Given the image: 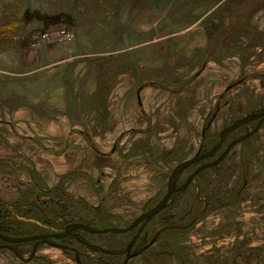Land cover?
Here are the masks:
<instances>
[{"label":"rangeland","instance_id":"1","mask_svg":"<svg viewBox=\"0 0 264 264\" xmlns=\"http://www.w3.org/2000/svg\"><path fill=\"white\" fill-rule=\"evenodd\" d=\"M263 108L264 0H0V232L127 227ZM51 242L0 264H264V120L134 230Z\"/></svg>","mask_w":264,"mask_h":264},{"label":"water","instance_id":"2","mask_svg":"<svg viewBox=\"0 0 264 264\" xmlns=\"http://www.w3.org/2000/svg\"><path fill=\"white\" fill-rule=\"evenodd\" d=\"M253 120H256V124L253 126V128L249 132L245 133L244 135H242L239 138H235V139L231 140L226 145L224 150L220 153V155L218 156L217 159L210 161V162H203V163L198 164V166L186 178V180L184 181V183L180 187L175 186V178L181 170H183L184 168H186L189 165L199 163V162L211 157L212 155H214L221 148V146L224 143V140L226 139V137L228 136L229 133H231L234 129H236L238 127L247 125L248 123H250ZM263 120H264V108L262 110H260L254 116H247V117L238 118V119L234 120L230 125H228L227 127H225L224 129H222L220 131L219 141L216 143V145L211 150L204 152V153H198L195 156H193L192 158L187 159V160L179 163L178 165H176L168 177L166 192L162 196V198L154 206L150 207L149 209H147L146 211L141 213L139 216H137L131 222V224L127 227H123V228H121V227L95 228V227L89 226V225L84 224V223L72 222V223L67 224L64 227V230L61 232L33 234V235H27V236H7V235L0 232V240H2L4 242L3 244H0V248L1 247H7V248L11 249L13 252H15L21 260L28 261L29 259H31L34 256L35 247L37 244L47 243V244L55 245L54 243L51 242V239L65 238L73 230H82V231L89 233V234H106V233L123 234V233L130 232V231L134 230L136 227H138L139 225L143 224L144 222H146V221L150 220L151 218H153L154 216H156L159 212H161L167 206L168 201L170 200L172 195L179 192V191L185 190L188 187V185L190 184V182L192 181V179L195 177V175L199 171L206 169V168H209V167H212V166H215L218 163H220L225 158V156L228 154L230 148L233 145H235L236 143L243 141L244 139H247L252 134H254L259 129V127L261 126ZM139 233H140V229H138L136 236H138ZM21 242H33L31 255L28 259H24L22 253L15 246V244L21 243Z\"/></svg>","mask_w":264,"mask_h":264}]
</instances>
